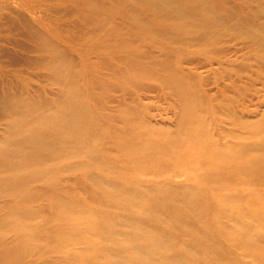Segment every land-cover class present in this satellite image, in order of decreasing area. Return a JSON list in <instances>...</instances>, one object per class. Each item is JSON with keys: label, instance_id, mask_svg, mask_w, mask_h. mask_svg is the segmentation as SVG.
<instances>
[{"label": "rangeland", "instance_id": "obj_1", "mask_svg": "<svg viewBox=\"0 0 264 264\" xmlns=\"http://www.w3.org/2000/svg\"><path fill=\"white\" fill-rule=\"evenodd\" d=\"M14 1L35 44L3 64L0 234L31 242L16 264H264V0ZM52 181L64 204H23L15 234V199Z\"/></svg>", "mask_w": 264, "mask_h": 264}, {"label": "bare ground", "instance_id": "obj_2", "mask_svg": "<svg viewBox=\"0 0 264 264\" xmlns=\"http://www.w3.org/2000/svg\"><path fill=\"white\" fill-rule=\"evenodd\" d=\"M192 0H186V2H190ZM207 1V0H206ZM13 2L15 4H18V6L20 5V2L18 1H14ZM7 4V3H6ZM14 9V10H13ZM18 8L13 7L10 4H7L6 6H3V0H0V101L3 99V87H4V83L6 82V84H9L8 81H6L8 79V75H3V64L6 63L8 65H12L15 64L17 61L18 62H24L27 61V64L31 63L33 61V58L31 56V53H33V47L35 46V44H33L34 46H32L29 42L25 41L24 35L21 33L23 32V30H26L27 33V28L25 29V27H28L25 23H27L29 20L28 17L29 15L26 12H22L20 10H17ZM67 9V8H66ZM17 10V11H15ZM61 10V9H60ZM63 10V8H62ZM71 11V10H70ZM70 11L69 10H63L62 16H64L65 18H70ZM72 12V11H71ZM217 18V16L215 17H210L209 20H215ZM75 19V17L73 18ZM73 19H71L73 21ZM179 20H188L186 15L184 14L183 11H181L178 13V18ZM69 20V21H71ZM167 20H174V19H167ZM197 20H206L205 17H201L200 19ZM68 23V22H67ZM65 23V24H67ZM3 24L6 25V28H8V30H13V32L18 36V39L15 37H17L15 35V37L13 36L14 39L10 40H5V44L3 45ZM22 24L24 27V29L22 30V28H20L18 25ZM25 25V26H24ZM21 29V30H20ZM29 29V28H28ZM31 31V29H29ZM34 30V29H33ZM21 31V32H20ZM11 33V31H10ZM25 34V32H24ZM32 34V32H31ZM26 36V34H25ZM31 36V35H30ZM10 45V46H8ZM33 50V51H32ZM67 61L70 65H72L71 62V56L68 55L67 56ZM39 62H36V64H38ZM15 66V65H13ZM5 84V85H6ZM185 97V96H184ZM69 106L64 107V109L66 110ZM10 114H13L12 112H9ZM74 114V112L72 111V115ZM72 118V117H71ZM53 127L52 129H56L58 131H65V129H63V131L61 130L60 126L57 124V121L54 120L49 122L47 124V128L48 127ZM66 132V131H65ZM17 138L20 140L23 138V143L20 142L18 144H13V141H8L6 144L8 147H14L15 151L11 150L12 153H9V156L14 159V162L17 161L19 162V164H16L15 162V167L19 168L20 164H24L27 161L22 155L25 154L30 145L33 143L32 142V138L30 136H23L22 134H18ZM53 145L58 144V141H54L52 142ZM61 150H65V146L63 147H59ZM16 158H18L17 160H15ZM37 160L36 156H32L31 161L34 162ZM53 168L46 170V172L44 173L45 175L51 174ZM20 176V174H18V177ZM13 180L14 179H9L8 184L6 185V187L8 188V190H11V188L13 187ZM0 184L3 185V182H0ZM97 186H100V182L97 181L96 182ZM62 188V183L61 181H52L49 183V190L48 191H43V190H35V191H31V192H27L23 194V197L20 199V196L17 197L15 199V202L11 208L10 211V215L12 217V224L14 229V233L16 234L17 232L20 233L22 230H27L25 227L27 226H23V224L20 223V219L25 217V214H31L33 212L32 208H23V204H28V203H33L36 202L38 199L40 198H44L46 199V201H49L47 204V206H51L53 208V210L58 209V206L62 204H64L65 201H62L63 198L59 196V192ZM0 191H3V188H0ZM90 191V190H89ZM27 202V203H26ZM70 216V215H69ZM36 225V230L38 229V225ZM57 229H59V227H57ZM130 237L127 234H124L122 237L123 240V248L126 247L127 245H131L128 242H126L124 239ZM120 244V243H118ZM136 246H138L139 244H135ZM31 246V242L26 240V238H22L20 237V235L18 237H13V240H10L5 246H3V236L0 234V264H16L17 262L20 261L21 257L23 254H28L30 253V247Z\"/></svg>", "mask_w": 264, "mask_h": 264}]
</instances>
